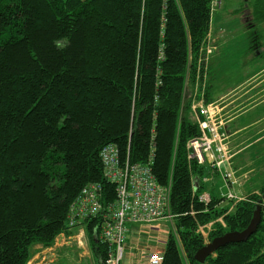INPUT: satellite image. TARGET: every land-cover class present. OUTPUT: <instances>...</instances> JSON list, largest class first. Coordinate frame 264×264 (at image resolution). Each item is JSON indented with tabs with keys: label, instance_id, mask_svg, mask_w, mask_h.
Returning <instances> with one entry per match:
<instances>
[{
	"label": "trees",
	"instance_id": "1",
	"mask_svg": "<svg viewBox=\"0 0 264 264\" xmlns=\"http://www.w3.org/2000/svg\"><path fill=\"white\" fill-rule=\"evenodd\" d=\"M213 1L0 0V264H28L35 245L70 234V207L87 185L115 198L101 159L109 145L122 163L152 157L157 181L171 185L162 264H264V183L232 209L215 194L206 207L207 169L188 155L201 134L193 105L212 85ZM254 1L263 23L264 0ZM258 205L247 241L195 258L207 242L198 223L214 222L211 241L245 229ZM99 221L87 229L100 263Z\"/></svg>",
	"mask_w": 264,
	"mask_h": 264
},
{
	"label": "built area",
	"instance_id": "2",
	"mask_svg": "<svg viewBox=\"0 0 264 264\" xmlns=\"http://www.w3.org/2000/svg\"><path fill=\"white\" fill-rule=\"evenodd\" d=\"M214 41L209 37L208 53L214 51ZM205 92L201 91L200 101L193 105L201 134L188 142L189 159L203 166L208 163L221 173L227 187L222 197L239 202L247 197L239 198L234 193L233 187L240 185L242 178L234 170L226 169V164L235 155L224 129L225 121L220 115L222 110L218 102H205ZM101 159L104 176L115 187V198L106 202L101 183L87 185L70 207L69 226L87 227L88 220H100L94 227V238L106 247L107 254L101 264H125L126 261L128 264H162V246L166 245L167 240H158L161 246L154 250L148 245H140V240L144 226L153 230L161 220H174L170 205L171 185H162L157 181L151 167L152 157L145 164L131 163L130 160L122 163L118 148L109 145L101 152ZM207 180L209 178L204 179ZM199 200L207 207L212 196L205 190L199 195ZM219 220L223 222V218ZM213 223H198V232L205 236V231L209 233ZM134 233L137 235L132 237ZM59 238L64 240V234H60ZM81 243L87 245L85 235L81 237Z\"/></svg>",
	"mask_w": 264,
	"mask_h": 264
},
{
	"label": "rangeland",
	"instance_id": "3",
	"mask_svg": "<svg viewBox=\"0 0 264 264\" xmlns=\"http://www.w3.org/2000/svg\"><path fill=\"white\" fill-rule=\"evenodd\" d=\"M213 9V26L209 37L215 40L214 51H216V49L218 50V48L219 51L213 59L215 70L212 73L210 81L214 88L218 80H224L227 86L238 84L235 91L231 92V94H233L242 89L241 86H245V84L251 86L257 83L259 79H262L257 78V80L255 77H250L248 81L245 80L262 68L263 70L260 71L258 76L264 74V22H256L255 20L254 0H214ZM216 38L218 39L216 40ZM257 52L260 53L258 56L256 54ZM212 53L214 54L215 52ZM262 77H264V75H262ZM254 100L256 103H254V101L252 102L255 107L249 113L245 114V116L238 121L239 123L264 116V92L260 91V94L254 97ZM221 113L222 112H220V114ZM241 157L253 158L255 164L252 165L251 169H255H253L254 171L252 173L250 171V174H244L240 181V185L237 184L238 187L234 193L238 195L239 198L241 194H244L242 197H247L253 193V191L258 192L259 187L264 183V140L250 146ZM253 175L254 178L250 183L252 190L243 192L244 187L247 185L246 183H248L246 181ZM205 190L208 191L207 188ZM236 202L237 200H227L223 205L230 206L232 209L233 206L237 204ZM156 227L157 228L153 230H150V227H143L144 234L141 237L140 245H148L153 248V250L160 247L161 244H158L157 241L167 239L170 230L173 228V220H161L156 223ZM206 233L208 232L205 231V236L202 235L205 240H209V233ZM62 234L65 236L64 240L59 238V235L50 246L42 244L35 245L33 249L36 250L35 253L39 252V254H34L32 256V258L35 259L31 264H45L47 259L48 264H56L59 259L60 263L58 264H98L93 256L95 253L90 249V238L86 226L72 228L70 234L66 232ZM84 235L87 239L86 246L81 243V237ZM136 235L137 233H134L132 237ZM63 243L66 244L60 247ZM37 246L41 247L38 248ZM64 247H71L72 257L69 252L67 253L70 257H65L62 253ZM55 248L56 250H54ZM147 251L149 252L150 249H147ZM52 252L54 257L57 258L55 261L54 257L51 261L49 259L48 253Z\"/></svg>",
	"mask_w": 264,
	"mask_h": 264
},
{
	"label": "crops",
	"instance_id": "4",
	"mask_svg": "<svg viewBox=\"0 0 264 264\" xmlns=\"http://www.w3.org/2000/svg\"><path fill=\"white\" fill-rule=\"evenodd\" d=\"M217 39L218 38H216V40ZM218 51L219 48L218 50L216 49V52L213 54V57L210 61L209 80L211 73H213L215 70V67L212 66V61L215 55L218 53ZM256 54L258 56L260 53L257 52ZM261 70H263V68ZM261 70L256 71L251 76L247 77L245 80L248 81L250 77H255V79L257 78L258 79L262 78V79L259 80L257 79L258 82L251 86L248 84H245V86H241L242 89L238 90L233 94H231V92L235 91V88L237 87L238 84L233 86H227L224 83V80H218L215 85V88L212 85H210L208 81L207 91L205 92V95L207 94L206 99L208 101L206 102V99H204L206 103L218 102L220 104L222 110L221 111L222 113L220 115L225 120L224 129L229 135L230 146L235 155L232 158V161L226 164V169L234 170L237 173V175L241 178L243 177L244 174L246 173L250 174V171L252 173L254 171L253 169H255V168L251 169L252 165L255 164L254 159L251 157L242 158L241 155L253 144L256 143L258 144L264 140V116H261L257 119H253L250 121H245L244 123L238 122L240 119H242L245 116V114L249 113L255 107L254 103L256 102L254 100V97L260 94V91L264 92V77H262V75L264 74L258 76ZM252 101H254V103ZM204 166L206 167L208 172V174L206 175V177H204V179L209 178V180L204 181V183L207 185L208 192L222 197V194L227 192V187L225 186V180L223 178V175L218 171L214 170L208 163ZM253 178L254 175L250 177L248 181H246L248 183L245 182L247 185L245 184L246 186L244 187L243 192L252 190L250 183L252 182ZM237 187H238L237 185L233 187L235 192ZM243 195L244 194H241V196ZM64 244L66 243H63L62 245H60V247L64 246ZM165 246H162V248L165 249ZM37 247L39 248L41 246H37ZM70 248L71 247L63 248L62 253L65 255V257L69 256V254H71L72 257V253H71L72 250H70ZM90 249L92 250L91 247ZM54 250H56V248ZM35 252L36 250L33 249V255L39 254V252L38 253ZM67 252H69V254ZM48 256L51 261L54 257L53 252L48 253ZM93 256L95 260L98 262L96 255ZM31 259H35V258H31ZM55 260H57V258L54 257V261ZM58 263H60V259ZM45 264H48V259ZM98 264L100 263L98 262ZM125 264H128V261H126Z\"/></svg>",
	"mask_w": 264,
	"mask_h": 264
},
{
	"label": "water",
	"instance_id": "5",
	"mask_svg": "<svg viewBox=\"0 0 264 264\" xmlns=\"http://www.w3.org/2000/svg\"><path fill=\"white\" fill-rule=\"evenodd\" d=\"M262 221V206L258 205L255 209L253 218L249 225L241 231H229L224 235L215 237L206 243L196 254L195 258L199 262H205L206 259L214 254L219 248L225 247L230 243L247 241L251 235L257 232Z\"/></svg>",
	"mask_w": 264,
	"mask_h": 264
}]
</instances>
